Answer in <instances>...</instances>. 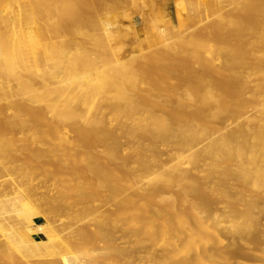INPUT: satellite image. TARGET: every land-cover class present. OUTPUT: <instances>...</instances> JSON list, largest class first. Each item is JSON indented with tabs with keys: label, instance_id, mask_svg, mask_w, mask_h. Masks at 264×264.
<instances>
[{
	"label": "bare ground",
	"instance_id": "obj_1",
	"mask_svg": "<svg viewBox=\"0 0 264 264\" xmlns=\"http://www.w3.org/2000/svg\"><path fill=\"white\" fill-rule=\"evenodd\" d=\"M157 1L35 0L36 4L42 2L45 6L23 17L36 24V33L39 39H43L42 43L38 40L33 42L31 47L32 60L36 64L26 68L20 77H16L14 72V58H4L5 62L0 64V71L4 69L7 72L8 88L13 93L9 97L13 105L0 106V157L14 150L19 153L16 155L22 154V148L17 146L30 140L41 145L52 138L58 141V146L73 143L74 148H67L64 144L59 147L63 160L57 164L61 174L58 181L67 183V178H71L69 174H73L69 171L76 172L73 166L76 163L83 167L86 175L81 180L76 177L77 183L68 179V184L76 186L82 197L87 195L92 184L98 192H103V185L106 184L108 197L114 199L122 191L136 192L137 197H128L122 211H112L109 215L111 220L106 222L114 224L121 221L124 226L138 224L141 230L143 227V238L141 234L133 241L141 245L146 242L148 249L142 251V246L118 245L114 237L115 225L110 227L104 223L99 231L108 240L106 250L97 251L90 247L77 253L72 250V239L50 238L53 228L48 225L37 224L42 238L36 239L32 235L34 222L23 221L20 226H15L0 220V230L4 233L0 241V264H7L3 262L5 260L15 264L16 259L20 264H93L97 259L103 264H205L204 256L211 252L208 246L211 238L206 232L221 242V233H218L221 227L216 228L219 222L243 226L244 232L246 229L251 232V240L264 238V228H259L260 224L254 217L264 215V199L246 204L242 211H234L221 219L209 208L212 206H208V198L199 193L198 189H201L197 178L194 182L190 180L192 176L188 181L182 177L175 179L172 170L165 171L159 166L156 155H144L146 148L142 149L141 145L140 148H131L134 165L128 166L116 146L107 142L119 132L128 136L145 135L158 141L172 135L177 136L180 145L187 148L199 142L200 133L217 130L218 134L221 133L218 139L209 140L198 153L185 156L178 153V159H186L191 164H196L198 158L205 159L208 168L203 171L206 177L213 171L224 173L225 165H228L245 191L264 195V0H174L176 12L173 19H167L159 8H155L147 18L149 30L146 31L145 41L153 43L154 48L144 50L142 42L139 53L134 57L119 59L117 53L123 52V44H119V50V45L113 46V49L110 44V40L114 42L120 37L112 28L119 13L127 10L126 13H139L144 6ZM229 5L231 8L225 9ZM192 6L195 10L205 9V17L212 15L214 19L204 28L190 29L193 23L189 15L194 11ZM128 17L131 18L130 15ZM6 25L7 32L14 31L13 23ZM53 35L62 38L52 40ZM12 46L19 62L24 65L26 53L23 42H13ZM42 53L43 60L38 62ZM58 75L63 80L56 83ZM173 85L178 88L175 92L172 91ZM18 94L27 95L26 107H19V102L14 101ZM248 107H254L255 112L244 116ZM142 108L149 109L148 116L139 117L135 127L130 129L129 116L133 110ZM106 110L108 114L105 115ZM21 112L29 117H23ZM227 118L234 120L236 125L224 130L223 124H218ZM237 120L238 123H235ZM27 123L32 125L31 134L25 132ZM43 126L54 128L44 130ZM115 126L117 129L113 128ZM70 128L84 130L85 138L83 133L70 137ZM5 133H10L11 137ZM1 137L4 142L9 141L6 146ZM95 141L104 143V151H98ZM37 150L27 154L28 161L46 159L44 150ZM126 157L130 158L129 155ZM4 167L9 175L21 168L9 164ZM64 171L69 174H63ZM246 176H250L249 182L245 180ZM142 180L146 181V187L142 188ZM174 180L178 190L166 194L164 188ZM221 182L219 184L222 185ZM16 186L10 187L14 190L7 189L5 192L12 190L7 193H15ZM229 187L230 190L221 191L218 189L221 187L208 185L205 191L219 190L226 204L236 203L240 199ZM23 193L8 197L12 200L10 207L17 213L21 210L20 203L28 202ZM3 202L0 200V203ZM6 203L8 206L9 202ZM4 207L0 205V210ZM12 210L11 213H14L15 210ZM190 216L195 218L193 227L186 223ZM160 236L167 249L163 248L164 253L169 251L165 257L161 256L162 253L160 257L156 255L158 248L155 246L159 244ZM242 249H228L226 252L231 259L233 256H244L246 253ZM260 260L264 262V253L260 255Z\"/></svg>",
	"mask_w": 264,
	"mask_h": 264
},
{
	"label": "rangeland",
	"instance_id": "obj_2",
	"mask_svg": "<svg viewBox=\"0 0 264 264\" xmlns=\"http://www.w3.org/2000/svg\"><path fill=\"white\" fill-rule=\"evenodd\" d=\"M44 6L45 5L42 2H39L38 4H36L35 0H0V64L5 62L4 58H8V60L14 58L12 60V63H15L14 72H15L16 77L22 76L26 68H29L30 66H33L34 64H36V61L32 60L33 57H32L31 47H32L33 42L37 40L40 41L41 43L43 42V39L42 38L39 39V36L36 33V30H37L36 24L30 21L29 22L26 21L23 16L26 14H30V12L36 10L37 8L41 9ZM150 6H153V7H150ZM155 8L161 9L163 13L165 14L166 18L167 19L170 18L169 20L175 17L176 10L174 6V0H160V1L158 0L157 3L153 5L144 6L141 9V11H139V13L138 11H133V12L131 11L132 13H129V12L126 13L128 10L124 13L123 12L119 13V16L117 17L116 22L112 25V28L115 32L119 33L120 37L118 38V40L117 38H115L113 40L114 42H111L110 40V44L113 49H114L113 46L116 47L117 45L121 43L123 44V45L121 44L122 46L119 45V47L117 48L119 50L122 47L121 50H123V52L120 51L119 53H117L119 54V56L122 53L121 54L122 56L120 57L118 56L119 59H127V58H131L132 56L134 57L135 56L134 54L139 53V48H140L139 46H140V43L142 42H143L144 50H149V49L154 48L155 45H153V43H146L145 37H146V31L149 30L147 18L154 11ZM191 8L194 9V11H191ZM191 8L189 9L191 13L189 14V10L187 12L189 15H191V18L193 19V23L190 29L204 28L214 19L212 15H210L212 17L210 16L205 17L207 14L206 13L207 11L205 9H202V8L197 9L198 8L197 7L196 8L197 10H195L193 6ZM230 8L231 7L229 5L225 9H230ZM127 14L130 15L131 18L128 17ZM200 15L204 17H201ZM16 16L17 17L19 16V17L16 19ZM11 20H14V21L11 22ZM8 23H13V25L15 26L14 31H11V32L6 31V26H7L6 24ZM132 24H134V26ZM27 36H28V39L26 40L25 38ZM60 38H62L60 35L52 36V40H59ZM21 41L23 42V45L25 48L24 53H26L25 55L26 59H25L24 65L19 62V56L17 55L16 51L13 49V46H12L13 42H21ZM117 49L116 51H118ZM41 56H42L41 57L42 59L41 58L38 59V62H41L43 60V53L41 54ZM172 76L174 78L177 77V75L174 73L172 74ZM62 80H63V77L61 75L60 76L58 75L55 79V82L56 83L61 82ZM0 89H1L0 90V106H3V107L12 106L13 104L10 102L9 97L13 93L8 88L7 72L4 69L0 71ZM177 89L178 88L176 85L172 86V91L175 92L177 91ZM15 98L16 99L14 101L19 102L18 103L19 107L27 106L28 98L26 94H18V96ZM34 112L35 110H33V113ZM105 112H106L104 113L105 115L108 114L107 110ZM245 112L246 113L244 114V116H247V115L249 116L255 112V108L248 107L245 110ZM148 113H149L148 108L133 110L132 114L129 116V128L132 129L133 127H135V124L137 123V119L139 117L146 118L148 116ZM20 114L25 118L29 117L27 114H25V112H21ZM227 119H225L222 122L219 121L221 123L218 124L219 126L223 124L222 127H224V130L227 128L230 129V126L234 127L236 125L234 124V120L229 119V118ZM230 121L232 122L228 126L227 124ZM235 123H238V120ZM31 126H32L31 123H27V125L24 128L25 132H29L31 134L32 133ZM53 128L54 127L43 126L44 130H49ZM113 128H116V126ZM69 131H70L69 133L70 137L80 136L82 135V133H83L82 136L85 135L84 130H82L81 132V130L78 131V128H75V129L70 128ZM209 131H211L210 134H209ZM209 131L207 132L209 135L206 132L204 134L200 133L199 142L197 144L189 145L187 146V148L182 147L180 145V141L178 140V137L177 136L174 137L172 135L170 136L168 135L166 139L164 138L163 140L158 141V140L150 139V137L145 136V135L144 137L134 136L136 134H134L133 136H128V134L123 135V133L119 132L115 134L114 136H111L112 138L107 139L108 140L107 142L108 144H111L114 147L116 146L115 148H117L118 154L123 156L124 163L128 166L134 165L133 164L134 159L133 157H132L133 160L131 159V154H130L131 148L132 149L136 147L140 148V145H141L142 149H144V147L146 148L144 151V155L146 154L147 156L148 154L149 156L151 154L156 155L159 166L162 169L164 167L165 171L172 170L171 172L173 173V175H175L174 176L175 179L182 177L184 180L188 181V179L190 178L189 176H192V179L190 180L195 181L197 178L196 181L199 180L198 182L200 183L202 182V186L203 187L205 186L204 187L205 189H204L200 185V183L196 182L198 184V187L200 186L201 190L204 189V191H201L198 189L199 193L201 195L204 194L203 196L204 197L206 196V198H208V201H209L208 206H212L209 208L215 211L216 214L221 219H224L228 215H231V213H233L234 211L235 212L242 211V209L244 208L246 204H252V203L255 204L256 202L258 203V201L262 202L264 199V195L263 194L258 195L255 192H251L249 190L245 191L244 190L245 188H242V183L240 181H237L232 175L230 171V167L228 165H225L224 173L213 171V173L209 175L210 177L209 176L206 177V174L203 171L205 168H208L207 161L205 159L198 158L196 164L188 163L187 162L188 160L186 159L181 160L183 158H180V157H179L180 159H178L177 157L178 153H181L184 156L188 154H192L193 152L198 153L202 147L207 145L211 140L218 139V136L221 135L220 132L219 134L217 133L218 132L217 130H215L214 132L212 130H209ZM5 134L3 135L6 136ZM9 134L10 133H8L7 136L11 137V134L10 135ZM3 137H1V140L2 139L4 140L5 137L4 138ZM51 137H53V135ZM52 139L49 141H45L44 142L45 145L32 142L29 139L30 142L26 141V142L20 143V145L17 146L19 148L21 147L24 153L22 152V154L18 155L19 153L15 152L14 150V152H7L8 153L7 156L3 155L4 156L3 158L0 157L1 158L0 159V170L2 171L0 175V192H1L0 200L1 202H3L4 200V202L0 203V205L3 204L5 206L4 209H2L3 212L0 210L1 211L0 214L1 215L4 214V216L0 215L1 216L0 220L9 222L10 224L15 225V226H20V223L23 221L34 222V226H33L34 230L32 231V235L36 239L42 238V234L39 231L37 224L43 223L45 226L48 225V227L53 228L52 233L50 234V238H52L53 240H57L59 239V237L60 238L67 237V239L68 238L72 239V245H71L72 250L76 251L77 253L87 251L90 249V247H94L97 251L106 250L108 246V240L99 231L100 226L104 223L108 224L110 227L115 225L116 228L114 229V235H115L114 237H116V242L118 243V245L123 246V247L133 246L136 248L142 246V251L145 249H148L146 248L147 247L146 242H142V245H141L140 243L133 241L136 237H138L141 234L143 238V236L145 235V231L143 227L141 230V227L138 224L130 223L128 224V226H124V225H121V224H124L121 221H116V223L114 224L112 223V221H110L109 223L106 222L107 220L108 221L111 220V218H109V215L112 211H120V212L122 211L123 203L124 201H126L128 197L136 198L137 197L136 192L122 191L119 197L117 199H114V198L108 197L109 191L107 188H105L106 184L103 185V188H102V190H104L103 192L95 191V188H94L95 186L94 184H92L89 187L88 192H86L87 195L85 196L83 195L84 197H82V195L79 194V191L76 188V186H74L72 183L68 184L69 182L68 179H70V181L72 182L76 181L75 183H77L78 180H81L80 178L84 179L86 174L84 173V169L82 166L77 165L76 163H73L74 164L73 166H75L76 168V172L74 170L69 171L70 173H73V174H69L68 171L63 172V174L66 173V174L71 175L72 179L73 177L75 179L76 177H78L79 178V179L77 178L78 180L77 179L71 180V178L68 177L69 175L68 176L64 175L65 177L66 176L68 177L67 183L63 181H58L57 179L61 175L60 172H58L59 168L57 167L58 166L57 164H60L58 162L63 160L62 153L60 152L61 149L59 147H62V145L64 144L65 146H67V148H74L71 145L73 143H69L70 145H68V143L66 144L63 143L62 145L60 144V146H58L59 144L57 143L58 141L56 142L54 139L53 140ZM3 140L2 142H4ZM4 143H5L4 146H6L9 143V141L8 143L7 141ZM95 145L99 152L104 151L103 149L104 143L102 141H95ZM40 149L44 150L43 154H45L44 156H46V159L43 158L44 161H36V160L35 162L28 161L27 154L34 150L40 151ZM9 153H12L11 155H13V153H15V155L16 153H18L17 154L18 156L17 155L11 156ZM127 155H129L130 158L126 157ZM7 157L9 159L8 161H7ZM10 157L12 160H10ZM13 157L16 158L15 164L13 161L15 159ZM5 164L7 166L8 164L9 166L10 165L20 166L22 169L20 168V169H17L16 171L19 172L20 170L21 171L25 170L26 173L23 171L21 173L20 171L19 173L15 172L13 175L12 174L9 175L5 171L6 170L4 167L6 166ZM72 171H74L75 173ZM61 178H59V180ZM245 180L249 182L250 176H246ZM221 181L225 182L226 184H224ZM220 182L222 183V185L219 184ZM174 183H175V180L170 185H168L166 188H164V191L166 194L178 190L179 187H175ZM140 184L142 185V188L146 187V181L142 180ZM208 185H211L212 187H215V186L221 187V188H218L221 191L225 189L227 191L228 189L230 190V187H229L230 185L234 195L238 196L240 199L239 201H237L238 204L237 202L232 203V204L228 203L229 204L228 206V204H226V201L223 200L224 198L222 199V197L218 193L220 192L219 190L218 192L216 190L213 192H210L208 190L209 192L208 194V192H206L207 191L206 188L208 189ZM15 186L17 187L15 193L13 192V194L12 193L8 194L9 192H12V190H14L12 188H14ZM225 186H227V188ZM92 188L94 189V192L92 191L93 190ZM7 189H12V190L11 191L8 190L7 191L8 193H7L5 192ZM21 192L22 193L25 192L23 194H26L25 197L28 198L29 203L28 202L23 203V204L20 203L21 210L17 213V211L13 209V207L12 208L10 207V205L12 204V200L10 199L13 195L16 196L17 193L21 194ZM26 192H29V194ZM230 192L231 191H229V193ZM199 193L197 192V195H200ZM233 193L231 194L232 196H234ZM9 196H11L10 199L8 198ZM7 201L9 202L8 206H7V203L5 204V202ZM32 208L33 210H31ZM12 209L15 210L14 211V213L16 212L15 214L11 213ZM22 210L24 211L22 212ZM7 213H11V214H7ZM257 216H260V215H257ZM257 216L256 215L254 216L255 220L257 221L258 225L260 224L259 228L263 229L264 228V215L263 216L261 215V217L259 218H257ZM4 217L5 219H3ZM193 218H194L193 216L188 217L187 222H186L188 223V225L191 224L190 225L191 227L195 226L194 225L195 218L194 219ZM46 219H49V221H47ZM223 223H225V225ZM222 224L224 226H222ZM220 227L221 229L223 228L222 229L223 231H221ZM242 227L243 226H233L228 222L227 223L219 222L216 228L217 230L220 229L218 230V233L219 234L221 233L220 234V237H222L221 242L215 240L214 236H212V234H210L209 232L203 231V232H206V234H209L210 235L209 237L211 238L208 243V246H210L211 252H209L208 254H205L204 259H203L205 261V264H221V263L222 264H236V263L238 264L240 263L242 264H264V262L262 263L263 260L262 261L260 260V255L264 253V240H262L264 238L259 239L258 241L251 240L250 239L251 232L248 231L247 229L244 232ZM233 228L235 229L233 230ZM2 234L4 233L0 230V241H2L4 238ZM162 241L163 240L161 239V236H160L159 241H158L159 244L157 243V245L155 246V248L157 247L159 250V251L156 250L157 251L156 255L158 256L159 254V257L161 253H162L161 256L164 255L163 257H165L169 252V251L166 252L167 254L164 253L166 248L162 244ZM160 244H162V246H160ZM244 247L246 248V250ZM241 248H243L242 251L244 250L243 252L246 253L244 254V256H236L237 260H235L236 258L234 256L231 257V259L228 257V254L226 252L228 249L231 251H235ZM224 249H226L225 250L226 254L225 252H223ZM222 257L224 258L222 259ZM228 259L232 261H228ZM223 260H225L226 263L223 262ZM3 262H6V263L8 262L7 264H10L9 260H5ZM15 264H20L19 259L18 260L16 259ZM93 264H103V262H100V260L97 259L96 261H93Z\"/></svg>",
	"mask_w": 264,
	"mask_h": 264
}]
</instances>
